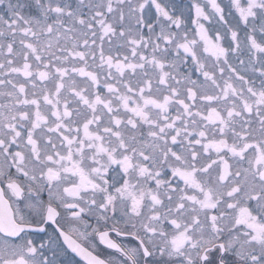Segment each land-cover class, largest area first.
I'll list each match as a JSON object with an SVG mask.
<instances>
[{"label": "snow or ice", "instance_id": "snow-or-ice-1", "mask_svg": "<svg viewBox=\"0 0 264 264\" xmlns=\"http://www.w3.org/2000/svg\"><path fill=\"white\" fill-rule=\"evenodd\" d=\"M0 264H264V0H0Z\"/></svg>", "mask_w": 264, "mask_h": 264}]
</instances>
